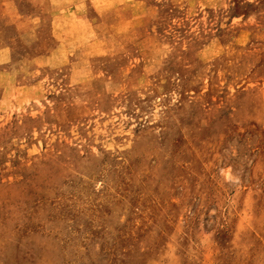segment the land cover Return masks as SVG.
<instances>
[{
	"label": "rangeland",
	"instance_id": "rangeland-1",
	"mask_svg": "<svg viewBox=\"0 0 264 264\" xmlns=\"http://www.w3.org/2000/svg\"><path fill=\"white\" fill-rule=\"evenodd\" d=\"M0 264H264V0H0Z\"/></svg>",
	"mask_w": 264,
	"mask_h": 264
},
{
	"label": "bare ground",
	"instance_id": "bare-ground-1",
	"mask_svg": "<svg viewBox=\"0 0 264 264\" xmlns=\"http://www.w3.org/2000/svg\"><path fill=\"white\" fill-rule=\"evenodd\" d=\"M111 3V2H110ZM62 7V6H61ZM107 7V6H106ZM105 8V7H104ZM103 11V10H102ZM115 17V16H114ZM78 18V17H77ZM100 18V17H99ZM111 18V17H110ZM79 19H80V17H79ZM82 21V20H81ZM63 26V25H62ZM59 28V27H58ZM57 28V29H58ZM64 31V30H63ZM84 36V35H83ZM63 38V37H62ZM65 45V44H64ZM55 52V51H54Z\"/></svg>",
	"mask_w": 264,
	"mask_h": 264
}]
</instances>
